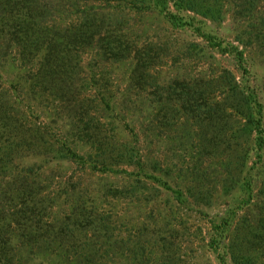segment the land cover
Instances as JSON below:
<instances>
[{"label": "trees", "instance_id": "trees-1", "mask_svg": "<svg viewBox=\"0 0 264 264\" xmlns=\"http://www.w3.org/2000/svg\"><path fill=\"white\" fill-rule=\"evenodd\" d=\"M224 1L0 0V67L7 63L18 69L28 68V87L63 105L81 142L85 141L96 155L95 160L92 154L85 158L66 141L53 138L47 126H29L22 121L12 101L16 86L12 82L8 87L0 84V264H112L116 252L124 254L128 242L114 234L109 214L85 205L80 195L60 208L56 192L66 188L68 198L70 186L64 183L51 188L53 180L45 181L42 176L46 167L77 162L91 169L99 167L102 172L141 176L170 190L177 203H188L189 191L173 189L162 176L144 172L140 137L127 128L126 118L131 112L114 99L107 88L108 80L96 79L97 64H85L84 56L91 52L95 58L114 64L130 60L129 81L139 86L149 70L164 63L162 52L167 57L164 52L169 51L160 43H137L130 34L125 17L131 12H148L158 14L170 28L189 30L210 48L228 54L245 75L249 64L244 50L204 33L197 19L221 22L227 12ZM238 9L247 22V32H242L247 40L237 41L244 48L264 46V0H244ZM185 49L198 59L205 57L203 47L191 44ZM97 90L100 98L89 94ZM165 92L177 98L172 110L178 107L195 123L199 152L227 154L230 158L223 192L239 188L246 194L244 205L255 211L254 219L242 216L234 223L237 216L231 210L219 217V223L211 222L214 232L208 245L214 252L221 249L222 254L216 256L218 263L261 264L264 173L256 196L250 177L257 165H264V122L255 89L247 78L238 80L231 71L220 69L210 78L177 79ZM234 122L237 127L233 128ZM235 153L233 163L231 155ZM121 166L138 172H128ZM71 189L75 191L73 186ZM109 193L117 196L122 192ZM132 193L126 190L123 195ZM254 198L258 200L252 202ZM160 231L146 229V235L161 243L168 253L170 247L166 248L168 242ZM145 247L141 243L139 251L144 253Z\"/></svg>", "mask_w": 264, "mask_h": 264}, {"label": "rangeland", "instance_id": "rangeland-1", "mask_svg": "<svg viewBox=\"0 0 264 264\" xmlns=\"http://www.w3.org/2000/svg\"><path fill=\"white\" fill-rule=\"evenodd\" d=\"M224 2L227 12L221 22L198 16L197 19L201 21L204 33L222 38L244 50L249 64L245 75L237 69L235 61L228 54L210 48L204 39L189 30L170 28L158 14L148 12H131L125 17L130 34L137 43H160L167 45L169 51L164 52L167 57L162 52L164 63L149 70L139 86L129 81L132 67L130 60L114 64L95 58L91 52L84 56L85 64H97L94 67L96 79L108 80L107 88L113 92L114 99L118 104L124 103L127 111L131 112L126 118V122H129L127 128L133 129L140 137L139 150L143 157L144 172L162 176L173 189H182L185 193L189 191L188 203L181 205L170 190L141 176L128 177L122 173L102 172L99 167L91 169L77 162H62L59 168L46 167L42 176L45 181L53 180L51 188L57 189L58 184L64 183L70 186L67 189L70 192L68 198L64 193L66 188L55 191L60 208H66L68 202L71 203L80 195L85 205L111 216L114 234L128 242L124 254L116 252L112 264H219L216 256L222 254L221 249L214 252V248L208 245L214 232L211 222L219 223V217L227 216L231 210L237 216L232 220L234 223L242 216L254 219V209L243 203L246 194L237 187L225 193L222 190L226 163L230 160L228 155L201 154L196 147L198 130L195 123L178 107L172 110L177 98L165 92V88L173 86L177 79L210 78L220 69H226L238 80L247 78L255 89L264 122V46L253 44L244 48L237 41V38L247 40L242 34L243 31L247 32V22L238 14V8L244 0ZM191 44L203 47L205 57L198 59L194 52L188 54L185 48ZM94 58L96 61L92 60ZM30 72L28 68L18 69L7 63L0 67V84L8 87L12 82L16 86L12 101L22 121L29 126H47L53 138L66 141L69 148L85 158L92 154L95 160L94 150L85 141L81 142V135L72 127L73 120L68 116V110L51 96L39 95L28 87L26 79ZM156 86H159L158 90ZM89 94L100 98L98 90ZM157 104H160L159 107H156ZM232 126L237 127V123L234 122ZM236 154L233 157L231 155L233 163H236ZM121 168L135 174L138 172L132 167ZM263 173L264 165H257L250 174L254 196L257 195ZM72 186L75 191L71 189ZM110 190L122 193L113 196ZM126 190L134 193L125 196L123 192ZM200 194L204 197L199 198ZM257 200L254 198L252 202ZM153 228L160 229L166 238V248L170 247L168 253L161 243L153 242L146 235V229ZM139 243L146 245L144 253L139 251ZM259 261L264 264L263 251Z\"/></svg>", "mask_w": 264, "mask_h": 264}]
</instances>
